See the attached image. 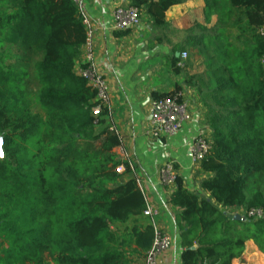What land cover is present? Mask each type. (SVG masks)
<instances>
[{
	"label": "trees",
	"instance_id": "1",
	"mask_svg": "<svg viewBox=\"0 0 264 264\" xmlns=\"http://www.w3.org/2000/svg\"><path fill=\"white\" fill-rule=\"evenodd\" d=\"M131 1L162 32L168 10L190 0ZM0 3V41L41 54L34 70L44 112L34 114L28 101L25 60L8 67L0 55V264H133L134 257L146 258L152 225L116 228L144 216L147 203L135 179L118 184L120 139L106 123V110L93 115L96 91L75 72L86 43L78 4ZM204 14L207 24L216 18L214 35L197 24L200 32L189 35L188 44L206 57L207 71L186 84L198 93L212 132V149L201 163L210 178L202 188L221 209L186 190L179 178L170 204L182 264H233L249 242L264 255V0H205ZM186 68L173 58L176 75H186ZM222 209L263 215L236 220Z\"/></svg>",
	"mask_w": 264,
	"mask_h": 264
},
{
	"label": "crops",
	"instance_id": "2",
	"mask_svg": "<svg viewBox=\"0 0 264 264\" xmlns=\"http://www.w3.org/2000/svg\"><path fill=\"white\" fill-rule=\"evenodd\" d=\"M1 1V0H0ZM82 15L96 27V63L99 71L107 79L112 97V119L106 118L107 125L115 129L120 146L115 150L121 163L119 185L135 179L143 191L147 205L159 211L157 226L172 238V248L162 255L161 264H182V242L176 225V210L171 206L172 195L177 185L163 186L160 183V169L174 163L183 187L196 196L210 201L221 209L211 194L202 188V183L210 178L204 174L201 164L192 165L190 145L198 136L211 140L212 132L205 125L206 110L192 86L186 84L184 74L176 75L172 70L173 58L181 59L184 52L176 51L173 40H164L169 28H177L178 21L186 19L194 10L203 11L205 0H190L174 6L166 13L169 24L165 31H154L145 11H141V26L129 30V34L118 37L124 31L114 30V12L117 8L134 7L131 0H75ZM1 6V3H0ZM205 15V14H204ZM9 44L0 41V49ZM169 45L173 46L170 47ZM12 46V45H11ZM181 61H183L181 59ZM83 57L76 62L75 72L82 65ZM181 65V63L179 64ZM178 88L180 90H178ZM182 93L189 103L190 119L171 138L153 139L146 136L150 120L151 105L155 95ZM126 165L129 167L127 171ZM224 212L240 214L230 209ZM237 217V215H235ZM134 225H150L148 218H133L126 225H117L124 230ZM144 257H134L133 264H144ZM233 264H264V255L253 242L247 244L244 256Z\"/></svg>",
	"mask_w": 264,
	"mask_h": 264
},
{
	"label": "built area",
	"instance_id": "3",
	"mask_svg": "<svg viewBox=\"0 0 264 264\" xmlns=\"http://www.w3.org/2000/svg\"><path fill=\"white\" fill-rule=\"evenodd\" d=\"M86 28V43L83 47V63L77 69L76 74L87 80L88 85L96 91V106L92 112L96 118L101 117L104 110L107 111L106 118L113 124L112 119V97L107 79L99 71L96 63L95 35L96 27L82 15ZM141 26V11L137 7L117 8L114 12V30L128 31ZM188 57L187 52L182 53L181 59L184 61ZM189 103L183 100L182 93L173 95L159 101H154L150 109V120L146 136L153 139L174 137L188 122ZM115 131L114 128H112ZM212 149V141L205 136H198L191 143L189 151L192 165L198 166ZM121 172L120 166L116 170ZM160 183L163 186L176 184L178 178L177 170L172 162L164 164L160 169ZM159 211L147 205L144 217L148 218L150 225L154 228V243L148 252L144 264H161V257L172 248V238L162 231L156 223ZM261 211L251 212L248 217L260 218Z\"/></svg>",
	"mask_w": 264,
	"mask_h": 264
},
{
	"label": "rangeland",
	"instance_id": "4",
	"mask_svg": "<svg viewBox=\"0 0 264 264\" xmlns=\"http://www.w3.org/2000/svg\"><path fill=\"white\" fill-rule=\"evenodd\" d=\"M178 26L177 28H169L167 30V35H164V40L171 39L174 41V43H179L175 47H179L180 45H186V51L188 54V57L185 61H183V64L186 63L187 68L186 70V75H184L185 80H189L190 77H195V80H198L197 77H200L204 75L205 71H207V66L205 64L206 57L201 56L197 49L194 47L190 46L188 44V37L189 35H194L197 32L195 30V27L197 24H200L204 26L207 29V32L209 34L214 35V25L216 23V18L213 17L211 22L207 24L205 22V15L203 11L199 10H194V12H190L188 17L186 19H181V21H178ZM198 34V33H197ZM170 47H173L169 45ZM0 55L4 56L5 58V65L8 67H14L18 64V61L22 59L25 60V67L27 69L28 73V78L25 80V85H26V94L28 101L30 103L31 109L34 114H39L41 116L44 115V112L40 105L37 102V94L40 88L39 82L35 76V70H34V65L35 63L41 59V54H39L36 51L28 52L27 50L20 49L18 46H3L0 49ZM21 64V63H20ZM22 65V64H21ZM18 67V66H17ZM24 67V66H22ZM192 90L193 87H191ZM1 139H0V157H2V151H1ZM229 217L231 218H236L235 215L239 216L241 220L247 221V218L244 215V213L240 214H233L232 212H226ZM50 263V262H49ZM51 264V263H50Z\"/></svg>",
	"mask_w": 264,
	"mask_h": 264
},
{
	"label": "water",
	"instance_id": "5",
	"mask_svg": "<svg viewBox=\"0 0 264 264\" xmlns=\"http://www.w3.org/2000/svg\"><path fill=\"white\" fill-rule=\"evenodd\" d=\"M235 219H236V220H241V218H240L239 216H237Z\"/></svg>",
	"mask_w": 264,
	"mask_h": 264
}]
</instances>
